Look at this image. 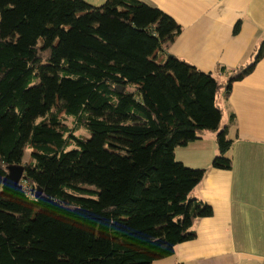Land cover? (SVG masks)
<instances>
[{"label":"trees","instance_id":"1","mask_svg":"<svg viewBox=\"0 0 264 264\" xmlns=\"http://www.w3.org/2000/svg\"><path fill=\"white\" fill-rule=\"evenodd\" d=\"M181 31L142 0H0V264H154L214 214L176 149L216 132L232 169L221 99L264 39L222 82L167 52Z\"/></svg>","mask_w":264,"mask_h":264},{"label":"crops","instance_id":"2","mask_svg":"<svg viewBox=\"0 0 264 264\" xmlns=\"http://www.w3.org/2000/svg\"><path fill=\"white\" fill-rule=\"evenodd\" d=\"M86 1L100 6L106 0ZM142 1L167 12L182 27L167 52L213 72L222 82L252 61L264 39V0ZM221 102L223 126L234 139L232 169L211 166L218 149L216 132L207 131L176 149L177 160L208 168L192 196L211 205L214 214L196 219L195 237L154 264H264V57L234 82Z\"/></svg>","mask_w":264,"mask_h":264},{"label":"rangeland","instance_id":"3","mask_svg":"<svg viewBox=\"0 0 264 264\" xmlns=\"http://www.w3.org/2000/svg\"><path fill=\"white\" fill-rule=\"evenodd\" d=\"M132 88H134V86H131ZM65 122L71 126V127H75V131L78 135H85V136H90V132H88L87 130L83 129V128H80L79 129V126L77 125V122L75 120L74 117H71V116H66L65 117ZM77 125V126H76ZM210 135V134H209ZM212 136V135H211ZM213 138L215 139L216 136L213 135ZM217 144V143H216ZM30 153H31V150L30 149H27L26 150V153H25V156H24V161H23V164H25V162H27L29 160V156H30ZM218 154V149H217V152L216 154L214 155V157ZM213 157V159H214ZM28 188V187H27ZM86 188H89L88 186Z\"/></svg>","mask_w":264,"mask_h":264},{"label":"water","instance_id":"4","mask_svg":"<svg viewBox=\"0 0 264 264\" xmlns=\"http://www.w3.org/2000/svg\"><path fill=\"white\" fill-rule=\"evenodd\" d=\"M120 90L123 88L120 87ZM25 172V165L9 166V175L16 181L19 182ZM40 193V192H38Z\"/></svg>","mask_w":264,"mask_h":264}]
</instances>
